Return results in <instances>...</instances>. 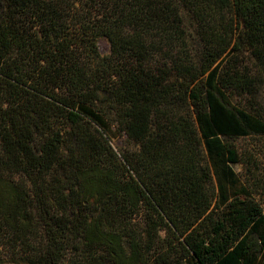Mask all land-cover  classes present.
<instances>
[{
    "label": "trees",
    "instance_id": "16d2710c",
    "mask_svg": "<svg viewBox=\"0 0 264 264\" xmlns=\"http://www.w3.org/2000/svg\"><path fill=\"white\" fill-rule=\"evenodd\" d=\"M250 137L264 0H0V264H264Z\"/></svg>",
    "mask_w": 264,
    "mask_h": 264
},
{
    "label": "rangeland",
    "instance_id": "374dc122",
    "mask_svg": "<svg viewBox=\"0 0 264 264\" xmlns=\"http://www.w3.org/2000/svg\"><path fill=\"white\" fill-rule=\"evenodd\" d=\"M99 51L100 54L103 56H106L110 53V47L108 42L105 39H101L98 43ZM115 147H119L121 143L119 142H114ZM235 145L239 148V151L241 154L249 152V153H255L258 155L259 160L261 162V165L259 167L260 172L259 175H264V138H255V137H250V138H245V139H236L235 140ZM234 170L239 174L240 178L242 180L248 179L251 173L249 170L243 165H234L233 166ZM254 191H257L256 193L253 194V197L257 202L261 204L262 207H264V196L261 195V191H259L255 186H254ZM261 190V189H260Z\"/></svg>",
    "mask_w": 264,
    "mask_h": 264
}]
</instances>
